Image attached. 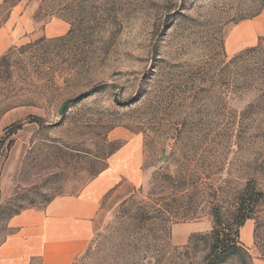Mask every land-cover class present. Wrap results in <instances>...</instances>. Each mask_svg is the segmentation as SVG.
I'll list each match as a JSON object with an SVG mask.
<instances>
[{"label": "rangeland", "instance_id": "obj_1", "mask_svg": "<svg viewBox=\"0 0 264 264\" xmlns=\"http://www.w3.org/2000/svg\"><path fill=\"white\" fill-rule=\"evenodd\" d=\"M11 13L0 242L139 136L141 185L78 264H208L214 231L239 247L218 264L264 262V0H0V28Z\"/></svg>", "mask_w": 264, "mask_h": 264}, {"label": "crops", "instance_id": "obj_2", "mask_svg": "<svg viewBox=\"0 0 264 264\" xmlns=\"http://www.w3.org/2000/svg\"><path fill=\"white\" fill-rule=\"evenodd\" d=\"M12 14L0 28V55L17 40L8 30ZM29 18L24 15L20 20ZM142 163L140 137L126 138L76 191L13 216L8 222L11 232L0 242V264H78L109 220L105 207L111 200L123 201L141 185ZM7 172L4 169L0 176L1 202L13 196L18 184Z\"/></svg>", "mask_w": 264, "mask_h": 264}, {"label": "trees", "instance_id": "obj_3", "mask_svg": "<svg viewBox=\"0 0 264 264\" xmlns=\"http://www.w3.org/2000/svg\"><path fill=\"white\" fill-rule=\"evenodd\" d=\"M242 207L243 206H241L238 210V217L236 219L237 228H240L243 225L244 221L247 219L248 216L247 209ZM212 235H213L214 243L211 246L210 253L208 254L206 259L208 264L221 263L228 255L239 251V247L235 240H232V242H230L232 245L231 244L227 245L225 236H221L220 232L214 231ZM234 235H237V231L235 232Z\"/></svg>", "mask_w": 264, "mask_h": 264}, {"label": "water", "instance_id": "obj_4", "mask_svg": "<svg viewBox=\"0 0 264 264\" xmlns=\"http://www.w3.org/2000/svg\"><path fill=\"white\" fill-rule=\"evenodd\" d=\"M64 108H65L64 104L62 106H60L59 113H58L60 117L63 116Z\"/></svg>", "mask_w": 264, "mask_h": 264}]
</instances>
